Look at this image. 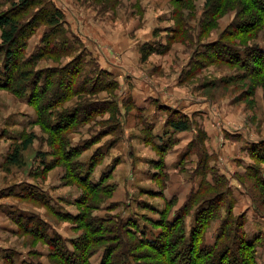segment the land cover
Here are the masks:
<instances>
[{
    "label": "rangeland",
    "instance_id": "obj_1",
    "mask_svg": "<svg viewBox=\"0 0 264 264\" xmlns=\"http://www.w3.org/2000/svg\"><path fill=\"white\" fill-rule=\"evenodd\" d=\"M51 1L65 12L68 23L66 39L68 45L73 47L74 54L63 57L59 62L51 59L41 61L39 66L62 67L82 52L87 74L95 75L101 70L108 71L110 76L103 74L107 76L106 80H114L118 83L117 89L113 92H103L96 98L89 95L82 96L84 100L92 98L99 102L107 99L117 101L118 114L114 122L117 132L108 133L109 124L104 122L110 117L107 113L98 116L91 123L76 128L70 136L72 145L75 146L97 137L100 133L104 134L98 144L81 156L82 161H87L97 148L108 149L103 163L96 169L93 178L95 181L112 165L115 166L110 180V183L116 186L113 197L106 199L102 209L94 213L103 216L119 214L122 218L130 220L135 218V221H139V225L143 227L149 225L150 220L159 218V214L149 207L148 203L157 209H164L166 200L170 201L171 198L176 197L178 204L171 212L172 216L174 211L186 201L185 198L189 193L196 190L201 182L193 166L194 155L197 156L194 152L196 150L193 149L192 153L190 149L186 150L183 161L178 167L176 161L180 158L179 152L182 149L177 146L183 142V138L177 137L178 134L176 136L172 131L170 137L174 145L164 157V168L161 172L164 177L157 176L161 168L156 163L161 155L154 147V143L162 144V139H170L169 128L165 126V123L173 111L185 114L181 109L182 103L176 107L162 104L164 99L161 94L166 99V96H172L174 90L179 89L194 99L212 101L211 110L216 117L213 124L217 131L225 127V145L227 141L229 146H233L235 141H238L240 146L242 142L241 153H237L234 156L236 158H228V162L225 160V174L220 172L219 168L212 166L214 171L208 172L207 176L211 179L214 173H218L225 179V190L229 191V198L226 196V199L233 205L232 214L234 217L244 215L243 228L246 236L250 240L258 238L257 262L264 264V206L258 202L260 198L262 200L263 198L248 172L249 166L255 165L249 156V147L264 141V91L259 87L254 93H250L249 88L256 83L253 79L242 80L240 75L243 71L238 68L239 66L221 62L203 66L201 64L203 56L200 53L205 51L203 46L219 39L221 33L234 20L235 12H230L221 18L219 26L209 35L199 37L204 0H198L194 11L195 17L187 19L188 36L180 39L172 32L177 24L173 20L174 5L170 0ZM1 3L4 1L2 0ZM8 7V4H2L0 13ZM43 31L44 28H41L40 36ZM33 38L28 47V54L32 53L39 43V38L37 40ZM250 43L264 48V34L260 33ZM145 45H149L148 48H153L155 52L143 62L142 49ZM129 51L130 57L127 55ZM2 69L3 66L0 63V70ZM108 69L119 70L115 72L117 74L115 75ZM147 75L153 84L161 81H171V84L160 85L161 87L157 89L152 85L153 91H142L137 87L140 85L146 87L142 81ZM173 80L175 84L172 83ZM150 94L156 102L161 103L156 110L164 112L157 114L156 119L139 107L149 99ZM78 99L79 97L76 101H79ZM160 115L162 117H159ZM223 115L225 120L222 118ZM188 118L192 122L189 131H195V137L187 147L198 138L199 131H203L205 136L204 128L199 122L192 117L188 116ZM36 121L37 112L28 103L27 98L17 97L4 89L0 90V205H3L1 212L7 221L9 220L8 229L10 228L12 232L11 235L10 233L7 235L5 228L0 229L4 235H7L10 242L8 245H11L7 256L4 251L3 255L0 254L1 264L12 261L16 262L15 264L30 262L32 261L30 254L33 252L40 254L38 263H53L48 257L51 252L50 247L24 233L21 224L30 223L29 218H37L43 223H49L50 232H57L68 243L82 234V231L74 229L73 223L60 219L58 216V214L78 213L79 208L75 205V201L82 194V188L80 189L77 185L63 184L62 179L66 171L63 166L43 172L46 164L43 162V154L48 152L51 154L53 149L47 143L49 133ZM158 121L165 122L162 125ZM30 134H34L36 139L33 145L23 153L24 165L22 167L7 165L8 155ZM112 149L114 151L110 153ZM212 157V160L218 159L217 153ZM46 159L49 162L53 156L49 155ZM262 173L264 176V164H262ZM181 179H184V184ZM162 188H164L163 198L148 195L150 191H161ZM26 195L28 198H25ZM34 195H39L36 199L41 202L33 200ZM5 199L15 203V206L10 207L9 204H5ZM112 202L117 203L118 208L108 212V205ZM226 214L227 206L225 205L220 219L207 230L205 243L215 242ZM193 217V214L187 217V234L190 233ZM15 246L20 249V252L12 248ZM100 257L101 253L93 256L92 264H100Z\"/></svg>",
    "mask_w": 264,
    "mask_h": 264
},
{
    "label": "trees",
    "instance_id": "obj_2",
    "mask_svg": "<svg viewBox=\"0 0 264 264\" xmlns=\"http://www.w3.org/2000/svg\"><path fill=\"white\" fill-rule=\"evenodd\" d=\"M1 1L0 7L2 4H8L9 7L0 13V63L3 66L0 70V90L27 98L37 112V124L49 133L47 143L53 152L43 154V162L46 163L43 172L63 166L66 169L63 184L82 188V194L75 201L78 213L58 214L60 219L73 223L74 229L82 231L77 239L68 243L57 232H50L49 223H43L37 218H29L30 223L21 224L26 235L50 247L48 257L52 264H92L91 258L98 253H101L100 264H258V238H247L243 228L244 215L233 216V205L226 199V196L229 198V191L225 190V179L218 173L213 174L212 180L207 176L208 172L214 171V167L210 166L213 157L206 151L203 131H199L198 138L189 146L191 153L193 149L196 150L194 152L198 161L195 170L201 182L195 191L189 193L183 205L174 211V216H171V212L178 204L176 197L166 200L164 209H157L148 203L159 214V218L150 220L149 225L143 227L135 218L130 220L119 214L108 213L109 215L103 216L94 213L102 209L106 199L113 197L116 186L110 180L115 166L112 165L95 181L93 178L96 169L103 163L108 149L97 148L87 161H82L81 156L98 144L104 134L100 133L75 146L72 145L70 136L76 128L107 113L110 117L104 122L109 124L108 133L117 132L114 123L118 114L117 101L107 99L99 102L92 98L84 100L82 96L96 98L103 92H113L118 83L106 80L107 76L103 74L110 76L108 71L87 74L82 52L62 67H40L41 61L51 59L59 62L63 57L74 54L73 47L68 45L66 39L68 23L65 12L51 0ZM170 1L174 5L173 20L177 24L172 32L180 39H185L188 36L187 19L195 17L198 0ZM230 12H235L234 20L217 41L203 46L205 51L200 53L203 56L200 63L202 66L219 62L239 66L243 71L240 78L253 79L256 83L249 88L250 93H254L259 87L264 91V48L250 43L260 33L264 34V0H204L199 37L209 35L219 26V20ZM41 28L44 31L39 43L28 54L30 41ZM148 47L149 45H145L142 49L143 62L155 52ZM77 97L79 101H76ZM165 126L169 128L170 139H162V144L154 143L161 155L156 163L161 168L157 174L160 178L164 177L161 173L164 157L174 145L170 137L171 131H189L192 122L187 115L173 111ZM35 139V135L30 134L17 145L8 155L6 164L22 167L25 163L23 153L33 145ZM248 153L255 164L249 166V176L259 188L263 200L260 198L258 202L264 206V141L250 146ZM49 155L53 159L47 162ZM163 190L164 188L161 191H150L148 195L163 198ZM34 196L33 200L41 202L36 199L39 195ZM225 205L227 214L222 220L220 233L213 244H207V230L220 219ZM108 206V212L118 208V204L114 202ZM192 214L193 222L190 233L187 234L186 220ZM33 253L30 254L32 261L23 264H42L38 263L40 254Z\"/></svg>",
    "mask_w": 264,
    "mask_h": 264
},
{
    "label": "crops",
    "instance_id": "obj_3",
    "mask_svg": "<svg viewBox=\"0 0 264 264\" xmlns=\"http://www.w3.org/2000/svg\"><path fill=\"white\" fill-rule=\"evenodd\" d=\"M39 36H40V33L37 36H35L33 38V40H37L39 38ZM129 54H130V51L127 53V55L130 57ZM124 63H126V62H124ZM108 70H110L113 74L117 75L115 72H117L119 69H108ZM131 70H133V69H131ZM152 82L153 81L151 80V78L147 75V76H145V80L142 81V83L144 85H146V87H144L143 85H140L137 88L142 90V91L147 92L149 90L153 91L152 89H154V88L152 87V85H154V87L157 89L158 87H161L160 85H164L166 83L168 85L171 84L170 83L171 81L170 82L161 81L159 83L154 82V84ZM172 83L175 84L174 80L172 81ZM155 84H158V86H155ZM177 88H178V86H177ZM177 88L174 87V89H177ZM123 90L126 91V89H123ZM151 93H153V92H151ZM161 97L164 99V103H162V104H165V105L176 107L182 103L181 109L184 111V113L187 114L189 117L194 118L196 121L199 122L201 127L204 128L205 138L207 137L205 140V148L207 149V152L209 153L210 156H212V155L214 156L216 153L218 155V159L214 158L211 162L212 165H210V166H215L216 168H219L221 170L220 172H223L225 174V160L228 162L229 161L228 158H231V157L236 158L234 156L237 153L238 154L241 153L240 147L242 146V142L240 143V146H239L238 141H235L236 143H233V146L227 145V144H229V141H227L226 145H225V127L222 130L217 131L215 129L216 128L215 124H213L214 118H216V117L213 114V111L211 110L212 101L209 99H198V98L194 99L190 95L185 94V92L182 93L179 89L174 90L172 96H170V97L166 96V99L164 98L163 94H161ZM166 100H168V101H166ZM159 104H161V103L156 102L155 98L150 94L149 99L144 101L143 105H141L139 107L141 109H143V111H145V113L148 112L147 114L149 116L154 117L156 119L155 116L157 114H163L164 113L163 111H157L156 110V108L158 107ZM159 117H162V115H160ZM224 117H225V115L222 116V118L225 120ZM151 121H153V120H151ZM164 122L165 121H158V123L159 124L162 123V125ZM194 132L195 131H189V132L186 131V132L175 133V135L178 134V136L176 135L177 137L183 138V142L177 146V147L182 149V151L179 152V153H181V155L179 156L180 158H177V161H176L178 167H180V164L183 161L186 150H189V147H187L188 144L195 137ZM236 145H238V146H236ZM235 146H236V150H234ZM114 149H112L110 153H112L114 151ZM225 152H226V157H225ZM171 155H173V153ZM194 157H195V159H194L193 166H194V168H196L197 156L194 155ZM235 164H237V163L235 162ZM181 180L184 184L185 183L183 181L184 179H181ZM5 204H9L10 207L15 206V203L14 204L11 203L10 200L6 201V199H5ZM1 206H3V205H0V229L5 228L6 233H8L7 235H9V233L11 235L12 234L11 229L10 228L8 229V221L9 220L7 221L5 215H3V213L1 212L2 211ZM7 235H4L0 231V254L3 255V251H4L6 256L8 254L9 247H11V245L10 246L8 245V244H10V242L7 239ZM12 248H16L20 252V249L17 248L16 246L12 247ZM6 263L7 264H15L16 262L14 263L12 261V262H9V263L6 262Z\"/></svg>",
    "mask_w": 264,
    "mask_h": 264
}]
</instances>
